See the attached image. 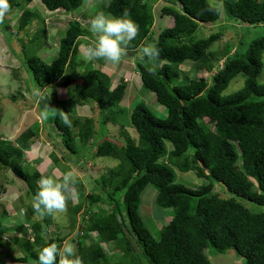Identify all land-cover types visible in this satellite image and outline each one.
Returning <instances> with one entry per match:
<instances>
[{
    "label": "trees",
    "instance_id": "1",
    "mask_svg": "<svg viewBox=\"0 0 264 264\" xmlns=\"http://www.w3.org/2000/svg\"><path fill=\"white\" fill-rule=\"evenodd\" d=\"M157 1L111 0L110 7H105V3L100 6L99 11L112 16L127 11L139 26V35L127 52L134 53L151 35L152 5ZM39 2L47 12L61 11L74 18L69 13L82 0ZM163 2L160 17H169L172 23L156 35L153 45L160 49V59L166 63L157 67L155 74L148 71L152 67L148 61L134 65L140 89L153 94L155 102L163 108V115L153 114L142 102L134 104L125 114L118 104L126 84L110 87L105 73L88 67L81 72L76 97L80 103H93L99 114L108 115L116 107L123 122L118 124L119 128H132L135 141L124 133L125 143L117 141L116 145L104 139L96 144L90 118L71 120V127H76L75 136L58 113L50 123L41 121L43 126L56 130L64 150L70 154L75 153V138L83 145L93 136L94 156L116 161L105 175L94 179L97 190L105 192V198L94 193L85 196L88 203L81 217L85 216L88 223L74 237L77 254L84 264H109L103 252L110 244L120 252V257L126 260L130 257L131 264H210L204 254L206 250L210 253L233 250L241 260L239 264H264V83L256 80L262 67L264 34L244 47L240 35L234 34V44L224 42L220 51H211L219 32L206 37L197 35L200 27L219 18L218 8L207 0ZM9 3L11 8L19 5L17 0ZM222 3L228 20L247 27L264 26V0H222ZM34 17L32 11L21 10L15 30L24 31ZM43 26L42 22L21 43L22 49L26 43L35 47L43 44ZM64 27L52 60L45 62L25 54L22 58L35 92L58 82L67 86L74 77L69 75L75 66L76 40L86 36L87 31L75 19L67 21ZM0 29L9 37L4 22ZM184 64H190L193 72H205L208 76L189 77L178 68ZM238 74L243 75L241 87L224 95L223 91ZM108 120L114 121L113 116ZM32 137L33 132L26 129L15 139L16 146L10 141H0V167L23 183L31 202L25 206L24 220L29 222L32 235L30 242L23 240L25 248L19 246L22 253L16 262L21 263H35L38 251L52 243L51 238L43 236L51 216L42 217L32 208L40 175L36 170L28 173L21 168L22 153L28 150ZM59 168L65 172L64 166ZM186 173L193 174L199 183L182 176ZM147 187L155 192L153 204L164 210L159 218L155 213L153 218L141 216L140 196ZM97 203H104L109 209L99 208ZM92 206L97 208L91 212ZM79 207H70V214L74 215ZM33 213L39 215L38 220L30 221ZM166 215L169 221L156 228L154 220L160 221ZM89 232L95 235L90 236ZM12 241L18 243L15 238ZM84 242L88 244L84 246ZM30 245L38 246V251L28 250Z\"/></svg>",
    "mask_w": 264,
    "mask_h": 264
},
{
    "label": "rangeland",
    "instance_id": "2",
    "mask_svg": "<svg viewBox=\"0 0 264 264\" xmlns=\"http://www.w3.org/2000/svg\"><path fill=\"white\" fill-rule=\"evenodd\" d=\"M19 5L17 7L10 8V11L7 13L4 23L9 28V37L4 35V32L0 29V141H10L11 145H15V139L23 133L26 129H30L35 137H32V143L29 146L28 150L23 151L24 162L21 164V168L28 173L31 172V166H34V169L39 173V179L42 176H53L54 178L62 179V175L71 172L72 181L75 188V194L77 199H69L67 202V211L65 213H58L55 217L51 216L48 225L46 226V232L43 234L45 238H51L52 243H57L58 245L62 244L64 240H71L74 243L75 235L82 231L85 225L88 223V220L85 216L82 218L83 210L87 201L85 196L87 194H98L101 198H105V192L97 190L94 179L101 177L106 174L107 170L115 164V160L107 157H95V146L93 145L92 138H96L94 141L98 144L102 140L112 141L116 145L119 144L117 141L127 142L125 135L130 138L132 141H135L136 136L132 128L124 127L119 128L118 124L123 123L119 120V113L116 107L111 108L112 113H98V110H92L90 114V119L92 120V133L89 139L85 144L78 143L77 139L74 143V152L70 154L63 148L62 139L57 136L55 129H51L48 125L45 124L40 118V112L45 104L48 105L50 109H57L58 103L52 97V89L50 87L45 88L43 91L39 92L41 95L38 96L35 93V88L29 78L25 68L23 66L22 58L24 54L26 56L35 55L45 62L52 60L53 56L57 53L56 41L62 37L64 26L67 21L75 19L81 27L86 29L87 35L82 38L77 39V50L74 56L75 66L72 69V73L69 75L76 77L71 82L80 83L81 72L84 69L93 68L98 69L101 72L104 69L102 66L107 67L104 61H90V64H87L82 55V44H91L94 37L88 31L91 18L94 16L96 11H99L100 6L104 3V0H89L85 6V0H82L81 5L73 12L69 13L74 18H70L69 15L63 14L61 11L47 12L43 6L40 4L39 0H30L26 2L25 0H17ZM208 3L219 10V18L209 25H204L200 27V32L197 37H206L211 33L219 32L220 37L217 41L213 43L210 47L211 51H220L221 46L224 42L235 43L232 41L234 34L240 35L242 47L245 46L251 39H254L258 36L264 34V26L259 25L255 27H247L228 20V18L223 13V3L222 0H207ZM165 5L163 0H158L152 5V12L154 14V22L152 25L151 35L145 40V44H153L156 35L164 28L170 27L172 21L169 17H160V8ZM104 6V5H103ZM27 9L32 11L35 14V17L31 20L30 25L25 28L24 31H16V24L18 15L20 11ZM37 16V17H36ZM83 16V17H82ZM45 28L44 43L41 46H34V44H24L21 48V43L27 41V38L35 31L39 29L42 25ZM229 27V30L222 31L221 28ZM236 38V36H235ZM51 44L50 46L45 45ZM138 49V48H137ZM137 49L134 53L127 52V55L124 56L120 63L116 66L107 67L105 74L109 79H113L116 74V67L120 69L121 72L129 71L134 72V65L137 62H142L137 53ZM232 50H230L231 53ZM144 61H147L146 59ZM221 61L217 64L220 65ZM144 64V62H143ZM152 64V63H151ZM150 66L153 67L154 64ZM261 71L258 77L256 78L257 82L264 83V53L261 56ZM155 66V65H154ZM179 70L186 73L189 77H207V73L200 72L195 73L193 69L191 70L190 64L180 65ZM114 70V71H112ZM112 73V74H111ZM119 75L120 72L118 71ZM116 74V78L118 75ZM126 75H128L126 73ZM135 75H132L131 79L128 80L126 89L124 92V98L122 102L118 104L120 108L125 110V114L128 115L129 111L137 102H142L153 114L163 115L164 111L161 106H159L154 99L152 93L148 91L139 90L138 87V78L135 76L136 80L133 81ZM127 76L124 77V79ZM127 79V78H126ZM125 79V80H126ZM123 80V78H122ZM132 83V84H131ZM243 83V75L238 74L232 79L227 88L223 91V94H230L238 90ZM115 84V82H111ZM110 85V87L112 86ZM41 96L46 99H41ZM36 97V98H35ZM127 100L125 101V99ZM73 99L75 102L79 103L80 99L74 95ZM55 113L49 112L48 118L45 120L50 123L51 118ZM39 115V116H38ZM101 115V116H100ZM113 116L114 121L108 120L110 116ZM106 116V117H105ZM69 118L73 120V116L70 115ZM42 121V123H41ZM47 123V124H48ZM90 128V129H91ZM71 133L75 136L76 127H70ZM121 132V135H120ZM125 133V135H124ZM94 140V139H93ZM53 142V147L51 143ZM50 151V152H49ZM57 157V161L60 164L59 166L65 167L57 169L63 174L53 173L52 167L49 163L51 160L50 156ZM42 159L41 165H34L35 156ZM179 174V173H177ZM194 184H198L199 181L194 178L193 174L186 173L182 174ZM38 179V180H39ZM36 180V181H38ZM216 189V187H215ZM218 190V189H217ZM80 193L81 196H80ZM154 190L147 187L144 189V192L141 194V216L142 218H153L154 213L156 217H160L164 210L158 208L153 204ZM72 193H69L71 197ZM31 205L30 198L26 196L23 183L13 177L11 173L0 167V263L1 264H35L34 262L27 261L26 263L16 262V258L21 257V250L19 246L25 248L24 241H31V230L29 229V222L24 220V210L25 206ZM74 205H80L79 210L74 214H70V207ZM153 208H152V206ZM96 206L99 208L108 210L109 207L106 204L97 203ZM96 206H92L91 212L95 211ZM96 207V208H95ZM169 211V210H167ZM39 215L33 213L31 215V220H38ZM82 218V220H81ZM169 216H163L160 221H155V227L159 228L160 225H165L169 221ZM90 233V232H89ZM88 235H95L90 233ZM80 234V233H79ZM12 238H15L18 243L12 241ZM24 240V241H23ZM86 242V241H85ZM84 242V246L88 243ZM103 246V245H102ZM105 246V245H104ZM27 248V246H26ZM38 251L39 247L36 245H30L28 250ZM104 254L108 256V263L117 264L120 263H132V259L129 257L127 260L122 256L120 257V252L113 248L110 244L104 247ZM206 258L209 260L210 264H239L241 260L235 254L233 250H226L224 253H214L206 250L204 253ZM119 258V259H117ZM123 258V259H121ZM122 263V264H123Z\"/></svg>",
    "mask_w": 264,
    "mask_h": 264
},
{
    "label": "clouds",
    "instance_id": "3",
    "mask_svg": "<svg viewBox=\"0 0 264 264\" xmlns=\"http://www.w3.org/2000/svg\"><path fill=\"white\" fill-rule=\"evenodd\" d=\"M88 2L89 0H85V6ZM104 3L105 7L111 6V0H104ZM10 8L9 0H0V24L4 22ZM88 31L94 39L91 44L81 45L84 60L104 61L106 66H116L127 55L129 45L139 35V26L131 20L127 11L121 16H112L101 10L91 18ZM137 53L142 61L146 59L155 65L148 69L151 74H155L156 68L166 63L160 59V49L153 44H142L138 47ZM35 94L41 95L39 92ZM123 98L124 96L121 102ZM41 99L46 98L41 96ZM75 108L78 112L81 110L79 105ZM50 111L58 113L64 125L72 126L70 113L50 109L47 104L42 108L40 118L46 120ZM37 185L38 190L32 198V208L42 217H55L58 213H65L68 200L77 199L71 172L63 174L62 179L59 180L53 176H42L37 181ZM69 193H72L71 197ZM77 252L76 244L71 240L66 239L60 245L50 243L38 251L35 264H84Z\"/></svg>",
    "mask_w": 264,
    "mask_h": 264
},
{
    "label": "crops",
    "instance_id": "4",
    "mask_svg": "<svg viewBox=\"0 0 264 264\" xmlns=\"http://www.w3.org/2000/svg\"><path fill=\"white\" fill-rule=\"evenodd\" d=\"M80 38H82V37H80ZM45 42H46L45 45H47L48 41H45ZM50 45L51 44H49L47 46H50ZM55 56H56V54L53 57H55ZM86 63L90 64V61H86ZM102 67L104 68V69H102L103 70L102 72L105 73L106 70L108 69L107 67H111V66H107V67L102 66ZM109 70H110V68L108 69V71ZM112 71H114V70H112ZM116 71L117 72L119 71L120 74L118 75L117 72H116L118 77L116 78V74H115L114 78L110 79V85H112L111 82H113V81L115 82V84L122 83V84H126L127 85V83H125V82L130 80L132 75H135L138 78V75L134 74V72H132V71H129V73L127 71L121 72L122 70L120 71V69L118 67H116ZM126 73L128 75H126ZM125 76H127L126 77L127 79L125 78L126 80L124 79ZM135 76L133 78L134 82L136 81V80H134ZM122 78H123V80H122ZM73 79H76V77H74ZM137 83H138V87H136V88H139V90L141 91L140 86H139V79H138ZM79 84H77V82H70L67 86H61L60 82H58L53 87H51V89H52L51 95L54 98V100L58 103L57 106H58L59 110L64 111L66 113H70V115H72L73 118H89L90 114H91V111L94 110V112H95V110H96L94 108L93 103H91L89 101H85V102H82V103H80V102L76 103L75 100L73 99L74 95L76 94V92L78 90ZM115 84H113L111 87H113ZM126 100H127V98L125 99V101ZM77 105L81 106V110L79 112L75 108ZM52 144H53V142L51 143V145ZM52 147H53V145H52ZM49 152H48L47 157L50 156V158H51V160H49V163H50V165L52 167L53 173H59L60 175L63 174V173H61L60 170H58V169H60L59 166H58V169H57L56 165L59 164V163L57 161L56 155L55 156H51V154H49ZM34 158H35L34 162H36L34 165H36V166L37 165H41V163H42L41 156L38 157L36 155ZM30 170H32V171L35 170L33 165L31 166Z\"/></svg>",
    "mask_w": 264,
    "mask_h": 264
}]
</instances>
